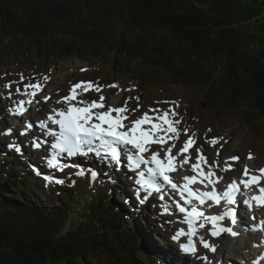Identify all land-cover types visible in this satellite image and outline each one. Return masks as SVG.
I'll return each instance as SVG.
<instances>
[{
  "label": "trees",
  "instance_id": "16d2710c",
  "mask_svg": "<svg viewBox=\"0 0 264 264\" xmlns=\"http://www.w3.org/2000/svg\"><path fill=\"white\" fill-rule=\"evenodd\" d=\"M109 53L124 76L139 68L141 85H201L217 112L247 104L244 120L264 135V0H0V62L108 65ZM18 163L0 158V264L161 263L117 188L65 226L69 209L45 206Z\"/></svg>",
  "mask_w": 264,
  "mask_h": 264
},
{
  "label": "rangeland",
  "instance_id": "374dc122",
  "mask_svg": "<svg viewBox=\"0 0 264 264\" xmlns=\"http://www.w3.org/2000/svg\"><path fill=\"white\" fill-rule=\"evenodd\" d=\"M103 58L107 60V63H109L108 65L100 61L86 63L77 58H69L62 62H56L53 64H46V65L32 58L29 63L26 62L27 60L26 58L24 59L14 58L6 62H0V106H1L0 115L4 118V122H0V147L2 148V144L6 147V149L9 152L8 154L9 159L13 157L19 161L20 165L22 166V169L24 170V173H26L25 175L30 176V173L28 171L32 172L33 175L35 174L33 168H35L36 165L42 161V154H40L41 153L40 151L38 152L34 147H32L33 141H31L30 139H26L21 135L22 129L26 130L25 133L27 137H29V134H35V131H31L29 130L28 127H25L24 122H22V120H20V124L19 122L16 123V119H18L17 116L20 114L15 113L14 109H15V105L18 103V99H17L18 96L22 94H17L15 89L17 86L16 81L19 80L20 74H23L26 78H29V80H26L25 83L29 82L30 79L33 77L35 78L36 81L45 83V87L43 89L45 90L44 92L45 95L43 96H48V97L53 96L54 98H58V100L62 96H66L70 85L76 80L93 81L98 83L100 86H102L101 92L97 93L96 91L94 92L91 91V93L89 92L86 98L81 97V99H85L89 102L93 100H98L99 96L103 95V93H109V96L111 97L105 99L106 102H108L106 103V105H110L113 102H116L117 107H120L124 104L127 98L139 97L138 103L140 104V110L137 111L135 115H133L131 112L129 113V119L131 120H135L136 118L140 117L142 113L147 111L149 108L159 107L160 109L166 110L167 108L170 107L169 104H165V103L158 104L157 101H176L179 104V107L176 109V111L179 114L177 118L181 120V124L179 125L180 137L176 141L179 144V148H178V144L176 143V148L174 149V152H178L179 149L183 146L184 141L188 138L187 136H184L186 137V139L181 138L182 135L184 134L183 130L187 129L189 134L191 132V135H194V138L196 140V144L192 148V153H191L192 162L196 157V151H195L196 148H200L201 151L203 149L204 152L206 150L212 151V154L210 156H206V158H208L212 162L215 161L213 159L214 157L216 158V161H218L219 159L225 160L232 156L240 157L241 161L238 163L239 165L236 166L237 171L233 173L234 176L231 175L228 176V178L224 180V182H229L232 179L238 180L239 178H241V174L243 171H240L239 169L244 167L245 161L248 160L249 153H251L252 159L256 157L257 166L264 165L263 164L264 135L258 134L256 131L253 130L251 124L247 123L244 120L245 112L247 110L246 107L247 104L241 102L239 103L238 110L229 109L224 112H217L216 110H214V108H207V106L205 107L202 104L207 90L205 87L201 85H196V86L170 85L169 86L163 83L158 84L153 80L150 83L141 85L138 83V79H137L139 76L137 73L139 68L134 69L136 68V66H130L129 71L131 69L135 70L134 76L132 75L124 76L125 73H121L117 69H113L112 54L110 53L106 54L105 57ZM81 69H87V71H81ZM45 75L49 77V80L47 82H44L42 79ZM8 83H12V87L10 89L4 87V85ZM114 83L117 84L118 87H107V85H111ZM20 86L21 88L23 87V85ZM127 89H132V91H127ZM14 95L16 97H13ZM116 97L119 99L117 100L118 102L114 100L117 99ZM21 101H24V99L19 100V102ZM111 101L112 103H110ZM136 104H137L136 100H129L128 101L129 109L135 108ZM64 107L65 105L51 108L48 111H45L44 115L47 116L48 114H50L52 112V109L64 108ZM31 109L33 110L35 109V107L34 108L30 107V110ZM38 113H40L42 117H45L43 116V113L41 112ZM30 114H34L33 111H30ZM30 114H26V117H30L29 116ZM209 129H211V131H209ZM229 129L233 130L238 135L232 137V141L235 143L237 151L235 152L224 151L222 158H218L217 156L219 155V151L217 150L216 145L213 146L210 143L209 140H212L210 136H212L216 131L229 130ZM38 131L40 132V130H37L36 132ZM6 132H8L9 134L6 135L5 134ZM208 135H210L209 138ZM20 143L23 144L22 149L25 151L17 152L15 148L8 147L9 144H13L16 147H20ZM223 144L224 141H222L221 146ZM34 157L36 158V163L34 166H30L28 164V161L29 159H31L33 162V160L35 159ZM0 158H4L2 154H0ZM88 159H84V160L88 161ZM79 161H83V159H80ZM93 162L95 163L96 167L89 170L85 169L84 167L90 166V163L87 164L85 162L81 163L82 166L81 168H77L74 170L73 168L67 167L61 173L62 175L61 177L63 180H65V183L62 184L60 187H54L52 183H47L42 177H39L36 174V176H38L47 184L46 186V184L43 182L44 184L41 183L42 188L36 187L38 190L36 196L41 198V200L45 202L44 205L47 206L48 208L52 207L53 205L54 206L57 205L69 209L67 212V216L65 217L66 219L65 226H69V224H72L70 218L83 217L84 216L83 214L85 212L83 207H87L86 201L93 199L95 195L99 196L100 194H103L101 193V191L104 188L107 187L110 188L112 183L113 186H116L118 188L119 193H123L125 191V194L123 195V199L126 203H128V205H130L134 209L135 212L138 213L137 221L140 226V229H142L144 239L147 242L148 246L151 248V250L154 253H156L157 256L159 257V260L161 262L160 264H163L165 262L163 260V257L169 261V264H231L232 260L236 264H244L245 261H248L247 263L251 264V262H253L254 260L253 257H255L256 260H258L259 257L256 256L257 253H255L254 248L252 246L249 250L247 249L243 251L241 250L244 254L242 253L236 259H233V255L231 252L232 247H230L232 243L229 242L228 239L223 241L224 244L226 243L225 244L226 246H224L223 248L224 252L221 253L220 262L216 261V259L214 263H210V260L204 262V259H201V257H204V253L206 251V249L204 248L199 249L197 258L187 257L186 255H184L180 251L178 245L174 246V250H173L174 253H173L172 248L169 245V243H171V239L173 236V234H170V230H175L176 227L175 229L173 228L170 229L171 227L169 228L167 227V225L164 226L162 225V229L164 230L162 231V229H160L158 226L159 222L157 220L160 221L163 220V223H165L166 220L165 218L159 217L158 214L153 213L152 211V208L158 206H159L158 207L159 210L161 208L164 209L165 204L156 203V201L152 200L150 204H147L143 208H140L137 205L136 200H134L135 197L133 194L135 189L131 188L132 187L131 183L133 184L134 182L133 179L126 178L122 176L121 173L109 172L108 171L109 167L107 166L103 167L102 169L100 167L101 164L96 160ZM212 162H210V164ZM106 163L112 165V163L110 162H106ZM10 167L13 168L15 166L10 165ZM78 171H83L85 175L83 176L75 175V173ZM92 171H96L99 174L94 180L91 178L90 175ZM17 176L23 177L24 175L20 174V170H19ZM83 180H86L87 183ZM73 181L74 182L78 181L77 182L78 185H83V186H85L86 183L87 186L79 187V192H76L74 191V187H72L74 186ZM28 186L31 188L34 187L32 183H28ZM70 189L73 192L72 194L70 193ZM106 190L110 192L112 189L110 190L107 188ZM254 191L256 194L255 189ZM110 193L114 194V191L112 190V192ZM106 195L108 196L107 193ZM244 222H245L244 223L245 226L247 225L246 226L247 228L244 227L245 230L251 231V226L249 225L248 221L244 220ZM163 233H165L168 237L164 236ZM150 234H152V236L148 237L150 236ZM257 239L261 242L260 238ZM235 245L236 248L237 246H240L238 245V242H236L234 246ZM250 252L253 253L254 256L246 255L249 254ZM138 256H143V254H140ZM214 257L216 258L215 254ZM138 258L144 264H146L144 258L142 257H138ZM157 263L159 264V262ZM89 264H113V262L111 259L99 258L94 262H89ZM259 264H264V260L261 261Z\"/></svg>",
  "mask_w": 264,
  "mask_h": 264
},
{
  "label": "snow or ice",
  "instance_id": "6c2138e0",
  "mask_svg": "<svg viewBox=\"0 0 264 264\" xmlns=\"http://www.w3.org/2000/svg\"><path fill=\"white\" fill-rule=\"evenodd\" d=\"M81 71H87V69H81ZM42 79L47 82L49 77L45 75ZM26 80L29 78L20 74L19 80L16 81V93L29 97L27 101L17 104L19 112L26 111L25 103H33L45 87V83L36 81L34 77L27 83H25ZM20 85L23 87L21 88ZM4 87L10 89L12 83L5 84ZM107 87H118V85L114 83ZM93 90L99 93L102 91V86L93 81H79L71 84L68 95L56 101L57 104H64L65 107L52 109V114L47 116V121L58 126L59 129L58 131L49 130L47 133L55 138V142L51 144L53 152L47 160L48 167L63 171L64 167L68 166L60 163V154H66L67 157L77 155L88 157L94 154L96 157H107L111 162L119 163L122 147L126 153L129 168L136 171L134 182L139 189L143 190L144 199L153 194H159V199L164 200L165 186H169L178 195L179 200L175 201V208L183 215L182 222L187 225V230L184 228L177 230L172 239L180 241L181 237H186V242H181L179 249L193 256L197 253L194 238L198 237L199 229L205 228L208 224L211 225L210 236L213 238L225 233L233 237L238 235L232 227L223 226L220 222L227 218L232 225L237 223L235 205L240 202V197H243L242 202L249 210H252L253 203L256 207H264V167L252 171L245 165L241 179L239 181L233 179L227 184L226 190L218 194L215 186L223 179L216 175L215 169L219 165L215 161L210 164L200 148L195 149V163L191 162L189 149L193 148L196 140L187 129L183 132L188 138L179 151L174 152L175 141L180 137V129L177 126L181 124V120L177 118L179 114L176 109L179 104L176 101H157L158 104L165 103L170 107L166 110L159 107L149 108L140 117L129 120L130 112L135 113L140 110L139 97L127 98L120 107L106 105V98L103 95L91 102L81 99L85 93ZM127 91H132V89H127ZM43 99L47 101L50 97L44 96ZM129 100L137 101L135 108L129 109ZM40 126L43 128L46 125L41 122ZM219 139L222 138H213L210 143L214 146ZM153 145L160 146L163 156H161V151L152 150ZM33 146L39 147L40 145L34 143ZM8 147L15 148L17 152L20 151V148L13 144H9ZM178 157H183V159L178 160ZM248 158L252 159L251 153ZM229 160L235 162L239 160V157L232 156ZM178 164L180 166L190 165L191 171L195 173L183 176L185 183L179 185L172 180L170 175L178 171ZM142 166L144 170H140ZM231 169L232 165L225 161L224 171ZM75 175L83 176L85 173L78 171ZM90 175L93 180L97 177L95 171H92ZM43 179L48 183L54 182L58 185L65 183L63 179L49 175L43 176ZM197 183L203 188L211 186V190L202 191L191 187ZM252 188L256 189V194L249 197L247 190ZM208 201L212 202L208 204V207L220 206L221 201H224V211L220 214H206L201 206ZM252 219L255 217L253 216ZM251 230H264V220H261L259 225ZM198 238L200 246L204 249L212 252L217 250L214 243H210L202 236ZM201 259L205 258L201 257Z\"/></svg>",
  "mask_w": 264,
  "mask_h": 264
},
{
  "label": "bare ground",
  "instance_id": "6f19581e",
  "mask_svg": "<svg viewBox=\"0 0 264 264\" xmlns=\"http://www.w3.org/2000/svg\"><path fill=\"white\" fill-rule=\"evenodd\" d=\"M45 90H43L41 93H39L38 94V96L36 97V101L38 102V104H37V107H38V110H33V113L34 114H30V112H28V113H26V114H30L29 116L30 117H27V118H29V120H31V122H28V119L26 120V114H24V115H22L21 116V120H22V122H24V125H25V127H28L29 128V130H31V131H35V134H29V137H27L26 136V133H25V131L26 130H23L22 129V136L24 137V138H26V139H30L31 141H33V142H36V143H38V142H43V143H46V144H49L48 143V141H46V140H49V134H47L49 131H47L44 127L42 128L40 125H41V122H44L45 123V125H46V127H48V129H51L50 131H56L55 130V127L53 126V128H52V125L50 126L46 121H47V119H46V116L45 117H42L41 116V114L40 113H38V112H41V113H43L44 114V112L45 111H48L49 109H51V108H55V107H60V106H63L64 104H57L56 103V101L58 100V98H54L53 96H49L50 97V99H48L47 101H45L44 99H42V97H44L43 95H45ZM103 93V92H102ZM123 93V92H122ZM121 93V94H122ZM120 94V95H121ZM127 94V93H126ZM129 94V93H128ZM41 95V96H40ZM113 95V94H112ZM103 96L106 98V99H108V98H110L111 96H109V93H103ZM13 97H16L15 95L13 96ZM117 98V97H116ZM18 100H21V99H24V101H27L28 99H29V97H27V96H24L23 94L22 95H19L18 96V98H17ZM111 100V99H110ZM114 100H119L118 98L117 99H114ZM118 102V101H117ZM132 102V101H131ZM131 102H130V104H131ZM134 102V101H133ZM106 103H108V102H106V100H105V104ZM110 103H112V101L110 102ZM109 103V104H110ZM116 102H113L112 104H110L111 106H113V107H117V103L115 104ZM26 105H27V103H25V107H26ZM54 106V107H53ZM1 107V106H0ZM156 107V106H155ZM147 110V109H146ZM38 111V112H37ZM137 112V111H136ZM136 112L135 113H132L133 115H135L136 114ZM44 116V115H43ZM129 120H131V119H129ZM0 121L1 122H4V118L0 115ZM33 121V122H32ZM22 124V123H21ZM213 127V126H212ZM22 128V127H21ZM178 128H179V125H178ZM216 128V127H215ZM37 130H40V132L38 131V132H36ZM189 133V132H188ZM211 133V132H210ZM205 134V133H204ZM190 135H191V132H190ZM212 135V134H211ZM185 135L183 134L182 135V139H186V137H184ZM209 136L210 135H208V138H209ZM233 136H238L233 130H219V131H216L212 136H210L212 139L213 138H222V139H219L218 140V142L215 144L216 145V148H217V150L219 151V155L217 156L218 158H222V156H223V153H224V151H228V152H235V151H237L236 150V145H235V143L232 141V137ZM234 140V139H233ZM209 141H211V140H209ZM222 141H224V144L221 146V143H222ZM49 145H51V144H49ZM211 145V144H210ZM42 147H45V150L47 149V146L45 145V144H42ZM199 147V146H198ZM239 147V146H238ZM50 148V147H49ZM122 148V147H121ZM51 149V148H50ZM50 149H47L46 150V152H44L43 153V151H44V149H42L41 148V150H40V152L42 153V158H44V159H46V156L52 151V150H50ZM122 150H123V153L126 155V153H125V151H124V149L122 148ZM212 150V149H211ZM246 150V149H245ZM202 151H203V154L205 155V156H210L211 154H212V151H210V150H206L205 152H204V150L202 149ZM216 152V151H215ZM40 153V154H41ZM249 153V152H248ZM13 154V153H12ZM227 154V153H226ZM236 154V153H235ZM93 156H90V158L88 159V161L87 160H84V159H86V158H82L83 159V161H79V160H77V163H75V165H76V169L77 168H81L82 166H81V163H83V162H85V163H87V164H89L90 163V166H88V167H84L85 169H93L94 167H96V165H95V163L93 162V161H98L101 165H100V167L103 169V166H102V161L101 160H99V158L98 157H96L94 154H92ZM215 155V154H214ZM212 158V157H211ZM178 160H182L183 159V157H178L177 158ZM215 161H216V158L214 157L213 158ZM225 159V158H224ZM207 160H208V162L210 163V162H212L211 160H209L208 158H207ZM256 157H254L253 159H249L248 158V160L247 161H245V164H244V166L245 165H247L248 167H249V169H251L252 171H255L256 169H259V168H262V167H264V165H260V166H257V164H256ZM67 161V164L68 165H70V166H73L74 164H73V162L75 161H70V160H66ZM225 161H227L229 164H231L232 165V169L231 170H228V171H224V168H225ZM241 161V158L239 157V160L238 161H231V160H229V158L228 159H225V160H222V159H219L218 161H216L217 163H218V167L215 169V171H216V175L217 176H220V177H223V179H221L220 181H219V183H217L216 184V190H217V192H218V194H222V190H221V185H223V184H228L227 182H224V180H226L227 178H228V176H234L233 175V173H235L236 171H237V168H236V166L237 165H239L238 163ZM259 161V160H258ZM19 162V161H18ZM264 162V161H263ZM126 163V162H125ZM264 164V163H263ZM42 166V167H41ZM43 166L45 167V165L43 164V162H41V165H40V168H43ZM129 167V166H128ZM177 167H178V171H176V172H174V174H175V177L176 178H178V179H180V180H183L182 179V177L183 176H186V175H190V174H193V172L191 171V168H190V165H183V166H180L179 164L177 165ZM70 168V167H69ZM187 168H189V169H187ZM126 170V169H125ZM140 170H144V166H142L141 167V169ZM182 170H184V172L182 171ZM240 171H243L244 170V167L243 168H240L239 169ZM89 172V171H88ZM96 172V171H95ZM97 173V172H96ZM23 174L25 175L26 173H24L23 172ZM99 174L97 173V176H98ZM101 175V174H100ZM25 176H27V177H30L29 175H25ZM116 177V176H115ZM241 179V178H240ZM99 180V179H98ZM113 180V179H112ZM233 180V179H232ZM231 180V181H232ZM236 180V179H235ZM237 181V180H236ZM129 182V181H128ZM131 182V181H130ZM174 182H176L178 185L179 184H183L184 182H182V181H174ZM87 185H85L84 187H86ZM209 188H211V186H209ZM241 188H243L242 186H241ZM104 189H106V188H104ZM255 188H252V189H250V190H247V195L249 196V197H251V196H253V190H254ZM92 190H93V188H92ZM141 191H143L142 189H140ZM165 190H171V188L169 187V186H165ZM256 190V189H255ZM134 193L137 195V197H138V199L141 201V198L142 197H144V193H141V192H139V191H135L134 190ZM255 195V194H254ZM152 198V196L148 199H144L142 202H150V201H158V199H159V195L158 196H156L154 199H151ZM165 198V197H164ZM177 199L179 200V197L177 196ZM135 200V199H134ZM239 201L240 202H238L236 205H235V208H236V214H237V223L235 224V225H232L229 221H228V219L226 218L225 219V221H222V223L221 224H224V225H227L226 227H229V226H234V228H235V231H236V233L238 234L237 236H235V237H233V236H231V235H229V234H223L224 236H223V238L221 239V240H219L220 238H218V237H216V238H213V237H210L209 235H208V233L207 232H210L212 229H211V225L210 224H208V225H206V227H205V229H203V230H201V232L199 233V235H198V237H203L205 240H207V241H209L210 243H214L215 245H216V251L215 252H212V251H209V250H207L206 249V251H205V253H204V256H205V258L206 259H208V260H210V263H214L215 262V257H214V254H221V253H223L224 251V243H223V241H225L226 239H228L231 243H232V245L230 246V247H232L231 248V252H232V255H233V259H236L240 254H242L243 252V250H249L250 248L249 247H253L254 248V251H255V253H257V252H259V254L261 255V256H259V257H264V249L260 246L261 245V242L257 239L259 236L257 235V230H256V232H253L252 230L250 231H246L245 230V228L244 227H246V226H244V225H242L243 224V222H244V220H247L248 221V223H249V225L251 226V229L253 228V227H256V226H258L259 225V223H260V221L261 220H264V213H255V212H252L253 214H250L251 212H249V210H248V207L247 206H245L244 204H243V197H240L239 198ZM159 207V206H158ZM158 207H155V208H152V211H153V213H156V214H158V216L159 217H161V218H165V223H163V220H157L158 222H159V224H158V226H159V228L160 229H162V225L164 226V225H167V227H171L170 229H175V227H176V223H175V221L176 222H178L179 224H180V222H179V220H178V218H176V217H178V215H177V213H175V212H173L171 215L169 214V212H170V210H169V208H168V206L167 205H165L164 206V209L163 208H161L160 210L158 209ZM83 208H85V207H83ZM167 209V210H166ZM204 209L206 210V212H208V214H210V215H212V214H216V211H218V213L220 214V213H222L223 211H224V206L221 208V210H217V207H212V209H208L207 207H204ZM149 211V210H148ZM147 215V214H146ZM165 215V216H164ZM255 217V219H252V217ZM180 217V216H179ZM156 218V217H155ZM170 219V220H169ZM154 222V221H153ZM249 226V227H250ZM153 227V226H152ZM247 228V227H246ZM145 229H146V227H145ZM249 229V228H248ZM207 230V231H206ZM154 231V230H153ZM155 231H156V229H155ZM162 231H164L163 229H162ZM176 233V231L175 230H170V234H175ZM147 234V233H146ZM155 234H156V232H155ZM163 235L164 236H166V237H168L165 233H163ZM152 236V234H150V236H148V237H151ZM254 236V237H253ZM198 237H196L197 239H198V241H199V238ZM257 237V238H256ZM181 240H183V237H181V239H180V241H174L173 239H171V243H169V245L171 246V248H172V252L174 253V246L175 245H177V244H179L180 242H181ZM236 242H238V245H240V246H237V248H236V245L234 246V244L236 243ZM167 245V244H166ZM166 247V246H165ZM167 248V247H166ZM242 250V251H241ZM227 252V251H226ZM230 253V252H229ZM244 254V253H243ZM258 254V253H257ZM247 256L249 255V256H254V254L253 253H249V254H246ZM226 257V256H225ZM254 258V257H253ZM227 259V258H226ZM248 260V259H247ZM242 261V260H241ZM254 261V260H253ZM248 261H245V263L244 264H248L247 263ZM164 264V263H163ZM231 264H236L233 260L231 261ZM255 264H257V261L255 260Z\"/></svg>",
  "mask_w": 264,
  "mask_h": 264
}]
</instances>
